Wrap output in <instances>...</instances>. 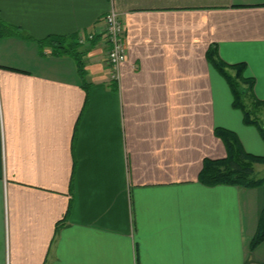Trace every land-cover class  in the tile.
Returning <instances> with one entry per match:
<instances>
[{
  "label": "crops",
  "instance_id": "crops-1",
  "mask_svg": "<svg viewBox=\"0 0 264 264\" xmlns=\"http://www.w3.org/2000/svg\"><path fill=\"white\" fill-rule=\"evenodd\" d=\"M112 10L127 59L100 34L73 55L37 40L88 34ZM0 264H264L251 250L264 185L208 186L215 129L264 156L208 58L245 63L264 100V0H0ZM254 128V129H253Z\"/></svg>",
  "mask_w": 264,
  "mask_h": 264
},
{
  "label": "trees",
  "instance_id": "trees-1",
  "mask_svg": "<svg viewBox=\"0 0 264 264\" xmlns=\"http://www.w3.org/2000/svg\"><path fill=\"white\" fill-rule=\"evenodd\" d=\"M0 32L3 35L14 34L30 40H36L31 35L20 31L19 28L2 22L0 23ZM95 37L91 40H94ZM37 41L42 47L47 44L51 45L55 54L73 55L80 65L82 76H84L85 72L82 68L83 50H81L82 42L79 34L68 36L51 35L46 39ZM208 58L228 82L233 95V106L242 111L244 123L256 127L264 140V100L255 95V80L252 77L246 76L245 63L227 65L220 59L216 46L210 47ZM247 99L249 103H247ZM215 134L224 142L227 155L222 159H205L199 176L200 182L208 186L234 185L246 188L264 185V177L258 178L255 174V164H264V156L248 152L237 133L233 130L217 127ZM263 224L252 240L251 250L264 240V229H262L263 231L261 230L262 227L264 228Z\"/></svg>",
  "mask_w": 264,
  "mask_h": 264
},
{
  "label": "built area",
  "instance_id": "built-area-1",
  "mask_svg": "<svg viewBox=\"0 0 264 264\" xmlns=\"http://www.w3.org/2000/svg\"><path fill=\"white\" fill-rule=\"evenodd\" d=\"M100 34L107 45V60L111 66V79L120 78L119 67L127 59L126 27L120 14L112 10L100 22L98 29L88 34L82 33L80 40L85 43Z\"/></svg>",
  "mask_w": 264,
  "mask_h": 264
},
{
  "label": "rangeland",
  "instance_id": "rangeland-1",
  "mask_svg": "<svg viewBox=\"0 0 264 264\" xmlns=\"http://www.w3.org/2000/svg\"><path fill=\"white\" fill-rule=\"evenodd\" d=\"M104 42V41H103ZM105 43V42H104ZM106 45V44H105ZM106 47H107V45H106ZM247 101V103H249V100L247 99L246 100ZM239 111H241V110H239ZM254 129V128H253ZM263 139V138H262ZM255 169H256V177H264V164H255ZM259 222H258V230H257V232L259 231V229H260V226H262V224L264 223V207H263V209H262V212H261V214H260V217H259ZM263 226H264V224H263ZM262 229H264L263 227L261 228V230ZM260 230V231H261ZM263 231V230H262ZM261 231V232H262Z\"/></svg>",
  "mask_w": 264,
  "mask_h": 264
}]
</instances>
